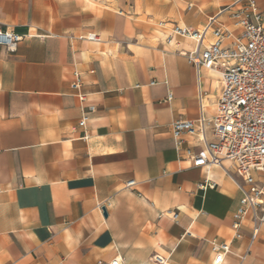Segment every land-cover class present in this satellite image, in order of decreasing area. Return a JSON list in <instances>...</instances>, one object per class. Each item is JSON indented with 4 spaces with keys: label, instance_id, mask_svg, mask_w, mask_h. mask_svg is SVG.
<instances>
[{
    "label": "crops",
    "instance_id": "crops-1",
    "mask_svg": "<svg viewBox=\"0 0 264 264\" xmlns=\"http://www.w3.org/2000/svg\"><path fill=\"white\" fill-rule=\"evenodd\" d=\"M234 1L0 0V28L22 35L0 46V264H212L213 238L230 245L220 264H264V221L251 240L246 214L233 237L232 163L193 166L184 151L202 143L171 129L211 118L221 89L172 26L230 27Z\"/></svg>",
    "mask_w": 264,
    "mask_h": 264
},
{
    "label": "built area",
    "instance_id": "built-area-1",
    "mask_svg": "<svg viewBox=\"0 0 264 264\" xmlns=\"http://www.w3.org/2000/svg\"><path fill=\"white\" fill-rule=\"evenodd\" d=\"M221 13L231 19L230 27L214 26V18H210L201 30L172 26L174 35L196 42L195 48L183 52L188 63L197 72L202 68L216 72L221 89L211 118H205L200 109L195 120H175L171 129L178 144L186 134L202 143L196 151L190 148L184 151L193 166L222 168L223 160L232 163L234 173L241 179L239 188L242 191L239 206L232 214L233 237H241L240 228L249 213L253 240L264 221V25L255 0H235L221 7ZM206 34L211 35L212 41L201 47ZM21 40L22 35L0 28V46L6 50L15 51ZM170 40V36L166 38L167 42ZM75 76L70 86L77 99L84 102L87 96L82 90L81 75L76 73ZM93 111L94 106L88 105L78 122L79 127L85 126L88 114ZM134 183L128 180L126 186ZM176 216L174 213L173 218ZM210 244L212 264H220L230 251V245L216 238ZM152 259L155 264L167 263L160 254ZM108 264H119V259L116 257Z\"/></svg>",
    "mask_w": 264,
    "mask_h": 264
},
{
    "label": "water",
    "instance_id": "water-1",
    "mask_svg": "<svg viewBox=\"0 0 264 264\" xmlns=\"http://www.w3.org/2000/svg\"><path fill=\"white\" fill-rule=\"evenodd\" d=\"M102 210H103L104 215H106L105 209L103 208Z\"/></svg>",
    "mask_w": 264,
    "mask_h": 264
}]
</instances>
